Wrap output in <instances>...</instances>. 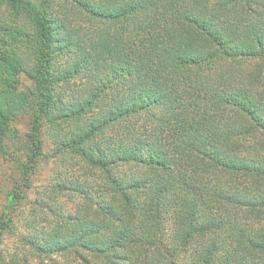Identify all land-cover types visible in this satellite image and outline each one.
Returning a JSON list of instances; mask_svg holds the SVG:
<instances>
[{"label": "trees", "instance_id": "1", "mask_svg": "<svg viewBox=\"0 0 264 264\" xmlns=\"http://www.w3.org/2000/svg\"><path fill=\"white\" fill-rule=\"evenodd\" d=\"M0 12V149L29 110L21 179L44 124L64 168L17 252L0 217V264H264V0H0Z\"/></svg>", "mask_w": 264, "mask_h": 264}, {"label": "rangeland", "instance_id": "2", "mask_svg": "<svg viewBox=\"0 0 264 264\" xmlns=\"http://www.w3.org/2000/svg\"><path fill=\"white\" fill-rule=\"evenodd\" d=\"M61 5V4H59ZM65 10V9H64ZM68 17L82 25V14L75 13L68 6ZM0 12V18L3 16ZM6 15V14H5ZM18 91L28 93L33 87V81L25 74L18 75ZM33 118L29 110L13 117L7 124L3 137V148L0 149V217L9 216L11 223L4 233L2 248L7 253L15 251L20 246V236L28 230L26 223L34 217V213L42 214L40 209L45 207L53 196L50 188L55 185L56 174L63 170L62 160L55 157L56 145L53 141V130L44 124L41 129L40 142L42 155L37 166L26 182L21 179L20 167L28 163L30 155V132ZM20 187L19 199L12 202L10 195ZM57 203L67 209L72 203L65 198H57ZM55 205H52L54 207Z\"/></svg>", "mask_w": 264, "mask_h": 264}]
</instances>
